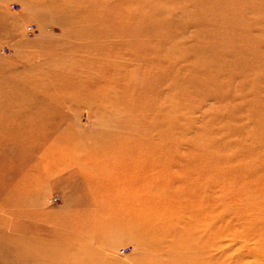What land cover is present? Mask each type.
Masks as SVG:
<instances>
[{"label": "rangeland", "instance_id": "374dc122", "mask_svg": "<svg viewBox=\"0 0 264 264\" xmlns=\"http://www.w3.org/2000/svg\"><path fill=\"white\" fill-rule=\"evenodd\" d=\"M0 141V264H264V0H0Z\"/></svg>", "mask_w": 264, "mask_h": 264}, {"label": "bare ground", "instance_id": "6f19581e", "mask_svg": "<svg viewBox=\"0 0 264 264\" xmlns=\"http://www.w3.org/2000/svg\"><path fill=\"white\" fill-rule=\"evenodd\" d=\"M135 16L136 15H134V12H133V10L132 9H128V12H127V17L124 19L125 21V24H126V27H128V28H130V27H132L133 25H134V21H135ZM122 26V25H121ZM131 30V29H130ZM121 36V35H120ZM82 51V50H81ZM98 58H94V57H92V56H89V58L87 59V60H85L84 61V63H87V67H86V70L85 71H82V72H75V71H71V69H74V68H76V66L77 65H80V64H82L83 63V58L82 59H77V60H74V61H70L68 64L66 63L65 65L64 64H62V66H63V68L67 71H71L70 72V76H66L65 75V77H64V74L62 75V76H59L60 78H62V77H64L65 79H67L68 81H69V83H71L72 85L73 84H76V83H78V82H80L83 78H85V76H87V75H89V73L90 72H92V70H94V69H96V68H100L101 66H104V64H102V61H99V59L97 60ZM119 62V61H118ZM115 63V62H114ZM122 63V62H121ZM89 65H91L92 67L90 68V66ZM115 65L117 66L118 64L116 63V64H113V63H110L109 62V65H108V67H107V71H113V72H116V68L118 67H116V68H114L115 67ZM59 67H60V65H59ZM102 68V67H101ZM102 69H104V68H102ZM98 70V69H97ZM95 71V70H94ZM106 71V72H107ZM122 72H124V71H126V69H122L121 70ZM116 73H118V70H117V72ZM114 74V73H113ZM58 76H57V78H59ZM56 78V77H55ZM113 81H115V82H112V84L111 83H107V82H102L101 84H93L92 86H90V88H91V90L90 91H87L86 93H88V96H90L91 95V97H93V96H96L97 95V92H96V89L95 88H99V90H108V88H112V89H116V90H121V87L123 86V82L122 83H120V84H122V85H120V84H118V82L116 81V80H113ZM111 82V81H110ZM124 83H128L129 84V87H130V85H133V81L132 80H128V81H124ZM65 85H66V83H65ZM120 85V86H119ZM95 87V88H94ZM124 87V86H123ZM122 87V88H123ZM73 88V87H72ZM84 90V89H83ZM56 91H59L58 89L56 90ZM92 91V92H91ZM57 93V92H56ZM82 93V91L80 90V89H77L76 87L75 88H73L72 89V91L71 92H67V95L69 96H74V95H79V94H81ZM83 93H85V92H83ZM82 93V94H83ZM99 93V92H98ZM45 94V96H43ZM41 97H43V99L44 98H51V96L49 95V94H46V93H44ZM140 97H141V95H140ZM140 97H137V96H135V94H133V93H129V94H117V95H115V96H113V97H110L109 99H104V98H102L101 97V100L102 99H104V100H102V102L101 103H107L108 104V106H110V105H117L121 100H124V99H127V100H129L128 102H132V103H134V105L136 106V105H141V106H143V108H147V109H149V107L150 106H152L153 105V103L151 102V101H147V102H145V101H142V100H140ZM88 99H90V98H88ZM94 99H96V97H94ZM53 100V99H52ZM92 100V99H91ZM100 102V101H99ZM133 105V106H134ZM112 107V106H111ZM117 107V106H116ZM115 107V108H116ZM137 107V106H136ZM136 107L134 108V109H132V111H136ZM139 107V106H138ZM45 115V114H44ZM153 117H155V116H153ZM132 122V121H131ZM135 122V121H134ZM131 124H133V123H131ZM27 126V125H26ZM2 140V139H1ZM33 141V140H32ZM1 142V141H0ZM125 142H126V144H129V145H135L136 143H135V141L133 140V138H128V139H125ZM39 143V142H38ZM1 146V145H0ZM136 146V145H135ZM134 146V147H135ZM136 148V147H135ZM31 150H33V149H31ZM44 150V149H43ZM43 150H42V152L41 153H43ZM55 151V148L53 147V146H47L46 148H45V151H48V153H51L52 151ZM150 155V154H149ZM30 157V156H29ZM28 157V158H29ZM25 158H27V155L25 156ZM31 159V158H30ZM26 160V159H25ZM24 161V160H23ZM37 161V160H36ZM38 162V161H37ZM40 162V161H39ZM36 165L35 166H40L41 165V167L43 168L46 164L45 163H42V164H37V163H35ZM34 165V164H33ZM37 173V172H36ZM23 182V181H22ZM20 187L21 188H23L22 187V185H20ZM13 190L15 191V190H18V186H16V185H13ZM7 192V191H6ZM98 192L99 193H101L102 195H104V197L105 198H120L119 200H121V199H124V196H123V194H122V192H123V190L121 189V188H118V189H115L114 187H112V186H110L109 184H105V187L103 188H101V189H98ZM12 194V193H11ZM115 200V199H114ZM115 206V205H114ZM100 207V205L98 206V208ZM101 209L103 208V207H100ZM107 208V207H106ZM115 208H117V209H119L120 208V206H116ZM264 208V207H263ZM165 210V209H164ZM130 211H132V210H130ZM129 211V212H130ZM142 212V211H141ZM249 213V212H248ZM129 214V213H128ZM135 214V213H134ZM138 215V214H137ZM108 216H110V218H109V220L108 221H110V220H113L114 221V219H113V217L114 216H112V215H108ZM135 216H136V214H135ZM134 216V217H135ZM131 218H133V217H131ZM258 220H260V221H262V220H264V215L263 214H259V216H258V218H257ZM256 219V220H257ZM103 221L105 222H107V220H104L103 219ZM261 224V223H260ZM263 224V223H262ZM247 226V225H246ZM216 233H219V231L218 230H216L215 231ZM94 233V232H93ZM95 234V233H94ZM100 236V235H99ZM103 236V235H102ZM101 236V237H102ZM95 237H98V236H95ZM99 238V237H98ZM97 238V239H98ZM96 239V238H95ZM260 239H263V238H260ZM259 239V241H261ZM103 240V239H102ZM200 240H201V238H200ZM264 240V239H263ZM262 240V241H263ZM195 244H198V242H196ZM184 246V245H183ZM189 246H191V244L189 245ZM217 246V245H216ZM197 247V246H196ZM250 248V246H247L246 248ZM187 248H189L188 247V245H187ZM171 251H173V252H175L176 254H181V255H184V254H186V252H188L184 247H179L177 250H174V249H172V250H169V253L171 252ZM182 257V256H181Z\"/></svg>", "mask_w": 264, "mask_h": 264}, {"label": "built area", "instance_id": "2783aa9c", "mask_svg": "<svg viewBox=\"0 0 264 264\" xmlns=\"http://www.w3.org/2000/svg\"><path fill=\"white\" fill-rule=\"evenodd\" d=\"M29 31L31 32V31H32V29H31V28H29Z\"/></svg>", "mask_w": 264, "mask_h": 264}]
</instances>
